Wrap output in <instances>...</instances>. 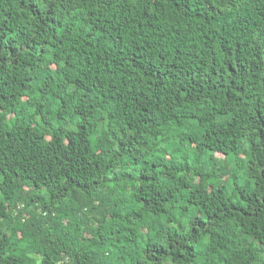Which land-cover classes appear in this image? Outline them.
Returning a JSON list of instances; mask_svg holds the SVG:
<instances>
[{
	"label": "trees",
	"instance_id": "1",
	"mask_svg": "<svg viewBox=\"0 0 264 264\" xmlns=\"http://www.w3.org/2000/svg\"><path fill=\"white\" fill-rule=\"evenodd\" d=\"M0 264H264V0H0Z\"/></svg>",
	"mask_w": 264,
	"mask_h": 264
}]
</instances>
